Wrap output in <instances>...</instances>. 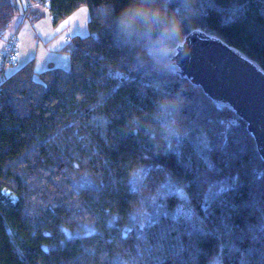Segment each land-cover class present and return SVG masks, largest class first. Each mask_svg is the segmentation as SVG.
<instances>
[{"label": "trees", "instance_id": "trees-1", "mask_svg": "<svg viewBox=\"0 0 264 264\" xmlns=\"http://www.w3.org/2000/svg\"><path fill=\"white\" fill-rule=\"evenodd\" d=\"M20 1L0 0V39ZM32 1L55 22L87 5L91 34L60 49L68 67L30 60L4 73L0 264H264V161L246 122L117 37L125 0ZM183 4L175 47L204 30L264 70V0ZM176 91L185 127L162 142L152 109Z\"/></svg>", "mask_w": 264, "mask_h": 264}, {"label": "water", "instance_id": "water-1", "mask_svg": "<svg viewBox=\"0 0 264 264\" xmlns=\"http://www.w3.org/2000/svg\"><path fill=\"white\" fill-rule=\"evenodd\" d=\"M177 49L172 66L208 97L231 106L246 122L264 161V70L241 50L200 29L188 33L174 54Z\"/></svg>", "mask_w": 264, "mask_h": 264}, {"label": "clouds", "instance_id": "clouds-1", "mask_svg": "<svg viewBox=\"0 0 264 264\" xmlns=\"http://www.w3.org/2000/svg\"><path fill=\"white\" fill-rule=\"evenodd\" d=\"M174 0H125L116 12L114 28L125 44L137 47L157 68L170 71L177 62L179 49L173 53L178 40L185 35L186 5L172 7ZM186 96L180 91L162 94L153 106L151 120L159 129L160 141L177 137L185 127ZM140 113H132L129 122L135 125Z\"/></svg>", "mask_w": 264, "mask_h": 264}, {"label": "rangeland", "instance_id": "rangeland-1", "mask_svg": "<svg viewBox=\"0 0 264 264\" xmlns=\"http://www.w3.org/2000/svg\"><path fill=\"white\" fill-rule=\"evenodd\" d=\"M27 2H30L28 9ZM29 5V6H30ZM20 11L0 44L12 34L17 35L20 56L15 67L7 69V74L13 73L30 60L35 61L36 70L43 71L52 61L56 65L69 66L68 54L60 49L74 35H89L90 11L87 5H82L68 17L58 22L54 21L52 12L47 5L32 0L19 2ZM187 214V210H185ZM85 231L86 229H82ZM79 232V231H77Z\"/></svg>", "mask_w": 264, "mask_h": 264}, {"label": "built area", "instance_id": "built-area-1", "mask_svg": "<svg viewBox=\"0 0 264 264\" xmlns=\"http://www.w3.org/2000/svg\"><path fill=\"white\" fill-rule=\"evenodd\" d=\"M19 53V42L17 35L12 34L6 42L3 50L0 52V84L4 78V73L7 68L17 64ZM3 193L9 196L12 201L17 199L16 195L9 189L3 190Z\"/></svg>", "mask_w": 264, "mask_h": 264}, {"label": "crops", "instance_id": "crops-1", "mask_svg": "<svg viewBox=\"0 0 264 264\" xmlns=\"http://www.w3.org/2000/svg\"><path fill=\"white\" fill-rule=\"evenodd\" d=\"M27 5H30V2H27ZM8 39V38H7ZM7 39L5 41H3L1 44H0V52L3 50V48L5 47L6 45V42H7ZM52 62V61H51ZM54 63V62H53ZM61 66V65H59Z\"/></svg>", "mask_w": 264, "mask_h": 264}]
</instances>
